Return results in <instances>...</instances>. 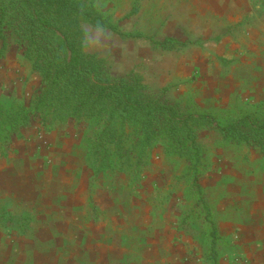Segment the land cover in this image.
Instances as JSON below:
<instances>
[{
	"label": "rangeland",
	"instance_id": "obj_1",
	"mask_svg": "<svg viewBox=\"0 0 264 264\" xmlns=\"http://www.w3.org/2000/svg\"><path fill=\"white\" fill-rule=\"evenodd\" d=\"M93 2L99 12L120 31L143 35L139 38L121 37L97 25L85 26L88 32L87 50L104 58L111 73L136 71L143 77L150 93L160 95L171 103H179L183 107L213 112L222 121L228 114L236 113L237 109H251L255 104L264 105L261 102L249 101L247 91L253 82V72L247 70L244 64L238 65L239 61L237 62L240 55L246 59L248 47L243 43L249 39L248 33L253 29L247 28L264 24V0H239L243 11H247L245 20L239 24L226 22V9L221 2L217 3L222 10L220 18L217 14L213 16L207 12L206 0H93ZM250 11L253 13L252 16H249ZM242 23L246 26L240 28ZM239 37L242 44L235 47ZM164 38L172 40L166 46H162L158 42ZM236 81L240 84L239 90L234 87ZM39 85L38 72L33 71L24 60L16 43L8 39L0 58L2 102L28 100ZM75 133L70 124L43 130L41 125L35 123L25 132L23 138L16 140L9 147L3 149L0 145V157L13 154L16 150L15 145L22 142L25 144L34 142L35 148L40 151L41 141L38 137L45 140L46 144H51L53 141L48 137L54 134L55 137L60 136L62 145L69 152V159L73 158L75 162L77 157L83 155L81 151L79 152V148H82L81 143L78 146L77 141L68 137L69 134ZM200 139L207 150L209 164V170L202 176L200 183L208 194L218 228L220 212L224 213L223 208L233 203L231 195L241 192L246 195V199L235 202V209H240L241 223L251 222L258 230L259 235L255 241L261 245L249 253L251 256L254 254L258 256L259 250L264 255L262 153L258 147L246 144L224 146L213 133L202 132ZM2 151L5 154H2ZM40 158L45 162L49 161L46 156L41 155ZM179 169L169 163L163 147L159 145L153 148L150 164L135 190L130 185L116 186L119 201L126 209L120 220L113 218L115 223H121V235L130 240L136 235L143 241L160 237L179 239L185 235L197 244L190 234H182L181 230L175 229L181 218L179 203L184 189V185L176 182L174 178ZM80 173L81 167L75 171L77 177ZM96 184H108V180L100 181L92 177L90 188ZM80 208L81 212L84 211L82 215L77 214L80 223L101 218L107 232H113L118 227L113 225L111 220L106 221L98 204L89 198ZM2 215L9 216V219L3 221ZM37 222L36 213L24 208L19 200L9 199L0 202V226L5 228L9 238H18L26 231L34 230ZM105 236L104 233L100 235L101 239L107 242ZM224 238L228 244L223 248L221 258L239 250L235 242L225 235ZM196 249H199L198 244ZM137 260L136 254L123 257L124 264H133ZM202 261L204 262L203 257Z\"/></svg>",
	"mask_w": 264,
	"mask_h": 264
},
{
	"label": "trees",
	"instance_id": "obj_2",
	"mask_svg": "<svg viewBox=\"0 0 264 264\" xmlns=\"http://www.w3.org/2000/svg\"><path fill=\"white\" fill-rule=\"evenodd\" d=\"M88 24L121 37H143L120 31L93 0H0V58L11 39L40 76L28 100L4 103L0 97V145L9 147L35 123L43 130L70 124L80 134L91 178L120 177L119 185L133 190L153 148L162 146L169 163L180 168L175 181L184 185L175 229L192 236L205 263L220 264L228 242L200 183L209 170L200 135L213 133L224 146L258 147L264 159V105L237 109L222 121L213 112L171 103L150 93L136 71L111 73L104 58L87 50Z\"/></svg>",
	"mask_w": 264,
	"mask_h": 264
},
{
	"label": "crops",
	"instance_id": "obj_3",
	"mask_svg": "<svg viewBox=\"0 0 264 264\" xmlns=\"http://www.w3.org/2000/svg\"><path fill=\"white\" fill-rule=\"evenodd\" d=\"M206 1L207 12L213 16L217 14L218 18L222 16V10L217 3L223 4L226 22L239 24L246 18L247 11H243L239 0ZM251 12L249 16L253 15ZM244 26L242 23L240 28ZM249 28H253L252 32L243 43L248 47L246 59L240 55L237 62L253 72V82L247 91L249 101L264 104V24ZM236 41L235 47L242 44L240 37ZM234 87L239 90L240 84L236 81ZM56 136L48 137L53 141L51 144L38 137L40 151L35 148L36 143L22 142L15 145L13 154L0 157V202L17 199L38 218L37 227L18 238H9L5 228L0 226V264H124L123 257L134 254L138 260L133 264H207L198 253L197 244L188 236L143 241L136 235H133V240L121 235V223L114 222V219L120 220L126 210L116 192L120 177L111 182L107 176H99L98 180L106 179L108 184H96L90 188L92 172L84 164V150L79 148L83 155L74 162L73 158L69 159V152L62 145L60 136ZM68 137L77 141L79 146L80 135L75 133ZM45 145L47 148H43ZM41 155L49 161L42 160ZM79 167L81 173L77 177L75 171ZM231 196L233 203L223 208L224 213L220 212L219 230L235 242L239 250L221 258L220 264H264L261 251L257 250L260 252L258 256L249 253L261 246L255 241L258 230L251 222L241 223L240 209H235V202L246 199V195L238 192ZM88 198L98 204L106 221L111 220L113 225H118L113 232L105 230L101 218L82 223L77 219V214L84 213L80 207ZM76 208L78 210L75 211ZM103 233L107 242L100 237Z\"/></svg>",
	"mask_w": 264,
	"mask_h": 264
}]
</instances>
